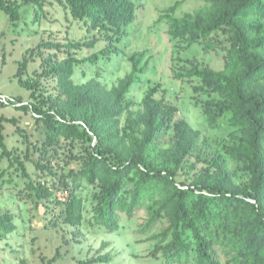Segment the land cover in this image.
Wrapping results in <instances>:
<instances>
[{
  "label": "trees",
  "instance_id": "1",
  "mask_svg": "<svg viewBox=\"0 0 264 264\" xmlns=\"http://www.w3.org/2000/svg\"><path fill=\"white\" fill-rule=\"evenodd\" d=\"M60 1L74 19L112 41L113 34L119 40L124 28L135 20L138 0ZM201 1L208 4L201 12L178 18L174 13L181 2H177L160 19H168L173 38L189 44L205 42L213 47L215 33L227 36L224 69L193 65L178 77H198L203 83L198 90L219 96L205 104V112L212 124L230 115L231 125L240 134L227 151L245 180L234 179L223 154L204 151L201 132L187 120L175 118L177 106L156 97L159 85L145 95L143 109L129 110L126 95L136 74L147 68V62L141 64L143 52L131 57L128 75L106 88L96 80L76 84L75 66L82 60L68 50L59 58L60 48L78 44L44 42L41 47L56 50L52 56L42 53L41 73L56 82L54 92L47 94L39 82L20 79L35 102L19 101L17 108L31 111L43 121L49 144H58L62 138L82 143L75 156L81 162L78 176L93 186L99 226L114 232L120 228L123 214L133 218L148 205L152 219L161 218L166 224L154 235L157 245L153 252L165 264H264V0ZM0 7L12 20H20L18 4L0 0ZM27 63L24 60L23 66ZM7 121L11 120L0 115V148L11 156L4 141ZM182 174H189L190 181L179 180ZM61 184L68 186L66 181ZM47 191L42 184L36 188L39 198L50 195ZM65 197L60 215L67 224L80 226L82 198L74 191ZM12 221L10 212H0V231H12ZM108 259L100 255L80 264Z\"/></svg>",
  "mask_w": 264,
  "mask_h": 264
},
{
  "label": "rangeland",
  "instance_id": "2",
  "mask_svg": "<svg viewBox=\"0 0 264 264\" xmlns=\"http://www.w3.org/2000/svg\"><path fill=\"white\" fill-rule=\"evenodd\" d=\"M7 1L18 4L20 20H12L0 7V115L11 120L5 122L3 132L5 144L12 153L4 155L0 148V212H10L14 225L8 233L0 231V264H20L21 261L25 264H80L100 255L109 259L93 264H165L162 257H155L153 252L157 245L154 235L166 224L161 218L152 219L148 205L138 209L133 218L123 214L120 228L114 232L96 223L93 186L78 176L81 162L75 156L81 152L82 143L65 138L58 144L48 143L43 121L31 111L17 108L21 105L19 101L35 102L32 91L23 87L20 79L39 82L40 88L46 87L47 94L54 92L56 82L51 77H42L41 73L44 70L42 53L52 56L56 50L41 47L44 42L78 44L60 48L59 58L65 57L68 50L82 60L75 66L76 84L96 80L106 88L117 85L128 75L133 66L131 57L143 52L141 64L147 62V68L136 74L126 95L131 104L129 110L136 113L143 109V98L159 85L156 97L177 106L175 118L187 120L200 131L204 151L223 154L234 179L241 182L246 177L227 151V146L233 144L240 133L231 125L229 114L212 124L205 112V104L219 96L198 90L203 84L198 77H178L193 65L224 69L227 36L221 31L215 33L213 47L205 42L189 44L185 39L173 38L169 34L168 19H160L177 2H181L174 13L178 18L201 12L208 4L201 0H138L135 20L124 28L119 40H116L118 35L113 34L110 41L74 19L60 0ZM24 60H28L25 67ZM7 99L12 103L6 104ZM127 115L128 111L122 118L123 125ZM202 166L199 162L198 167ZM188 178L189 174H182L178 179L189 182ZM62 181L68 186L61 184ZM39 184L50 195L39 198L36 194ZM71 191L83 201L84 218L77 227L67 224L60 215L62 202ZM57 255L58 259L50 263Z\"/></svg>",
  "mask_w": 264,
  "mask_h": 264
}]
</instances>
